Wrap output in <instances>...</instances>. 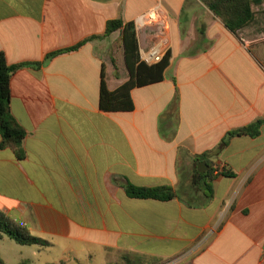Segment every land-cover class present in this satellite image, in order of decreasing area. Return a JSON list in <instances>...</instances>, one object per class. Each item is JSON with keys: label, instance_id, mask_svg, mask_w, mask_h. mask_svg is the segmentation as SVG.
<instances>
[{"label": "crops", "instance_id": "1", "mask_svg": "<svg viewBox=\"0 0 264 264\" xmlns=\"http://www.w3.org/2000/svg\"><path fill=\"white\" fill-rule=\"evenodd\" d=\"M155 7L171 53L164 78L132 90L133 111L105 112L103 70L109 91L130 79L123 32L92 38ZM253 10L235 34L201 0H0V53L29 65L11 78L27 136L23 160L0 149V210L50 243L46 264H107L108 249L264 264V125L220 149L229 132L264 120V3ZM160 30L137 34L140 48ZM210 152L234 176H217L207 201L191 178ZM128 183L180 196L135 199Z\"/></svg>", "mask_w": 264, "mask_h": 264}, {"label": "trees", "instance_id": "2", "mask_svg": "<svg viewBox=\"0 0 264 264\" xmlns=\"http://www.w3.org/2000/svg\"><path fill=\"white\" fill-rule=\"evenodd\" d=\"M222 23L233 33L250 26L255 20L253 7L264 3V0H201ZM121 30L123 32L126 66L130 73V79L115 91H109L105 82L104 70L101 82L100 107L108 113L131 112L134 110L131 92L136 87H142L157 83L163 80L164 73L169 66L171 53L167 52L161 63L148 66L140 61V46L135 31L134 22L125 24L122 20H114L108 23L104 36H97L92 39L107 37L112 33ZM82 45V44H81ZM79 45V46H81ZM79 46L66 50L67 52L79 48ZM29 66L28 64L10 65L5 54L0 53V149H12L19 160L25 158L23 143L27 136L26 130L17 122L11 112V78L19 69ZM264 120H258L251 125L236 131L229 132L223 139L220 149L226 147L229 141L236 136L257 137L260 134ZM218 155L217 152H210L196 158V162H206L209 170L204 173L194 171L191 178L192 189L201 192L207 201H211L214 195L213 181L217 176L231 177L234 174L223 168L220 172L215 168L220 166L210 159ZM127 195L135 199H152L163 202L171 201L180 196L173 188L168 186L157 188L137 187L126 184ZM10 239L20 246L38 247L44 249L50 243L33 236L25 227L15 223L0 210V240ZM115 255L116 260L113 259ZM107 264H154L159 262L155 258L146 255L133 254L124 251L107 250ZM0 264H5L0 258ZM21 264H32L30 261Z\"/></svg>", "mask_w": 264, "mask_h": 264}, {"label": "built area", "instance_id": "3", "mask_svg": "<svg viewBox=\"0 0 264 264\" xmlns=\"http://www.w3.org/2000/svg\"><path fill=\"white\" fill-rule=\"evenodd\" d=\"M165 22L157 7L141 14L134 21L136 34H142L154 26L161 29L156 32L157 35L149 47L140 48V61L148 66L161 63L169 51V41L164 37ZM215 168L218 170L217 172L223 169L221 166H216Z\"/></svg>", "mask_w": 264, "mask_h": 264}, {"label": "rangeland", "instance_id": "4", "mask_svg": "<svg viewBox=\"0 0 264 264\" xmlns=\"http://www.w3.org/2000/svg\"><path fill=\"white\" fill-rule=\"evenodd\" d=\"M261 10V9H260ZM259 15H264V11H256ZM260 17V16H259ZM0 258L6 264H21L30 261L32 264H46L47 259L52 258V255L46 253V249L38 247L20 246L10 239L5 241L0 240ZM113 259L116 260L115 255ZM52 261V259H50ZM154 264H178L175 260H167L161 262H152Z\"/></svg>", "mask_w": 264, "mask_h": 264}, {"label": "water", "instance_id": "5", "mask_svg": "<svg viewBox=\"0 0 264 264\" xmlns=\"http://www.w3.org/2000/svg\"><path fill=\"white\" fill-rule=\"evenodd\" d=\"M209 169V166L206 164V162H201L198 167L199 173H204Z\"/></svg>", "mask_w": 264, "mask_h": 264}]
</instances>
